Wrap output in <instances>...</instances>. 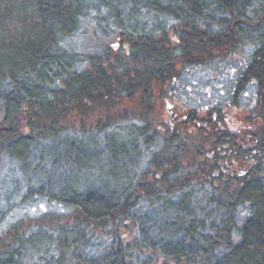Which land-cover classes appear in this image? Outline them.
I'll list each match as a JSON object with an SVG mask.
<instances>
[{"label":"trees","instance_id":"obj_1","mask_svg":"<svg viewBox=\"0 0 264 264\" xmlns=\"http://www.w3.org/2000/svg\"><path fill=\"white\" fill-rule=\"evenodd\" d=\"M249 2L0 0V151L16 160L21 172L35 166L26 179L29 184L35 180L36 187L29 185L30 192L43 193L72 209L71 220L62 214L44 212L0 232V264H137L133 245L117 232V225L128 217L139 225L140 239L134 242L138 251L159 249L177 264L182 259H196L199 264H264V170L261 174L259 159V152H264V137H257L256 153L252 154L257 163L246 174L235 177L236 182L228 184L219 196L211 184L207 205L215 203L217 210L207 212L206 206L193 203L197 195L192 192L202 188L190 180L177 179V186L171 187L176 190L177 201L171 197V188L166 187L165 194L152 192L153 199H158L157 211L166 212L175 221L162 222V218L160 222L156 216L158 220L147 224L145 215H136L137 198L133 200L130 192L124 195V190L132 187L127 182L128 174L125 176L129 164L126 161L131 159L129 153L136 144L130 148L128 142L112 138L105 151H99L96 144L59 139L63 128L58 127L59 120L71 110L88 112L114 96H132L136 91H142L144 96L157 80L177 76V55L187 64L209 60L211 53L228 52L242 37L252 38L254 32L251 59L235 78L234 89L239 91L254 82L256 98L263 106L264 32L257 31H264V26L245 25L251 19L246 14ZM140 6L150 7L177 23L176 47L169 44L166 32L155 38L154 34H135L126 27ZM92 13L100 23L110 18L114 23L111 30L120 32L130 51L113 60L108 54L98 60L96 53L89 57V66L77 69L72 56L64 53L60 44ZM102 62H108V67ZM126 113L116 118L124 121ZM142 118L144 125L138 135L149 147L160 136L151 132L146 113ZM194 118L195 113L189 121ZM211 118L208 112L207 119ZM117 119L106 117L101 121V133ZM216 121L220 122L219 116ZM221 135L213 143L215 147L222 141H231L234 146L232 134L224 131ZM159 141L161 154L164 150L176 154L178 145L184 148L182 138L174 132L162 135ZM215 157L218 160L217 154ZM164 160L170 162L166 157ZM155 161L152 164L161 167V159ZM92 163L98 170L93 180ZM219 164L214 160L213 169H221ZM162 171L167 174V169ZM171 172L179 175L177 163ZM109 173L114 176L106 178ZM241 204L248 207V215L237 226L235 237L234 210ZM100 231L102 238L98 236ZM195 255L198 256L194 258Z\"/></svg>","mask_w":264,"mask_h":264},{"label":"rangeland","instance_id":"obj_2","mask_svg":"<svg viewBox=\"0 0 264 264\" xmlns=\"http://www.w3.org/2000/svg\"><path fill=\"white\" fill-rule=\"evenodd\" d=\"M249 1L246 14L251 19L247 20L245 25L249 27L261 25L262 29L264 0ZM94 17L93 13L89 14L77 30L60 44L61 48H65L64 53L72 56L74 67L77 69L89 66V57L96 53H98L96 56L98 60H104L106 54L109 55L110 60H113L114 57L123 56L130 51L129 43L121 38L120 32L111 30L114 23L110 18H105L106 22L100 23ZM126 27L135 34H154L155 38H159L163 32H166L169 44L177 46L178 37L175 32L178 28L177 23L164 14H157L150 7L140 6ZM254 33L251 35L252 38L242 37L239 43L228 52L211 53L212 58L209 60L187 64L177 55L175 63L177 76H172L163 82L157 80L148 88L144 96L142 91H136L132 96H114L109 102L105 101L103 105L99 104L88 112H78L75 109L69 111L59 120L58 127L63 128L59 139L63 138L83 145L96 144L99 151H105L107 143L112 138L119 142H128L130 148L136 144L134 149L136 154L134 150L130 151L131 159L126 161L129 164L128 171L125 173V176L127 174L129 176L127 182H131L134 188L124 190V195L127 196L130 192L133 200L137 198L134 203L138 208L136 215L138 213L141 217L142 214L145 215L147 224L152 219H159L160 222L162 218L164 219L162 222L175 221L174 217L166 212L157 211L158 199H153L155 194L152 192L158 190L159 194H165L166 187L177 186L179 182L177 179L190 180L194 185L202 188L192 192L197 195L192 199L193 203L197 201L201 206H206L207 212L217 210L215 203L207 205L208 195L212 194L211 184L215 187L213 192L219 196L228 189V184L236 182L235 177L246 174L244 172L257 163L252 156L256 153L254 149L257 137L258 139L264 137V105L261 106L256 98L254 82L245 84L240 87L241 89L239 88L240 90L238 89L239 91L234 89L235 78L251 59L254 49L251 40L254 38ZM102 63L104 67H108V62ZM108 70L111 74L112 70ZM220 110L223 111L221 116ZM123 112H127V117L123 119L124 121H120L116 116ZM172 112L177 113L175 114L177 122L170 116ZM208 112L213 116L212 119H207ZM145 113L148 115L147 121L152 124L151 132L155 131L156 135L160 136V140L162 135L174 132L182 138L184 148L178 145L176 154L166 150L164 154H161L158 149L159 139L150 143L149 147L145 146L143 138L138 135V131H142L141 128L144 125L142 116ZM194 113V120L189 121V117ZM218 116L220 122L216 124ZM106 117L117 120L113 122L110 129L103 130L102 134L99 130L102 127L99 125L101 121L106 120ZM213 123L216 125L214 126ZM224 131L232 134L233 147L230 145L231 141L230 143L222 141L223 144L214 146L217 136H222L221 133ZM133 139L134 142L131 141ZM216 154L219 157L218 160H216ZM259 154L262 174L264 152L260 151ZM165 157L170 161L169 163L165 162ZM158 158L161 159L159 161L161 163L158 162L161 167L152 164ZM214 160L228 164V168L233 169V175L222 173V169H213ZM176 163L177 168L180 169L179 175L170 173ZM93 164L90 167L92 180L98 172ZM34 169L35 166L31 165L28 166L27 172H21L19 163L0 151V232L18 221L37 218L44 212L62 214L71 220L72 209L69 206L55 202L43 193L30 192L29 185L36 187L33 183L35 180L29 184L26 179L29 174H32L30 170ZM163 169H167V174L161 172ZM113 176L114 173H109L106 178ZM231 176L233 178H230ZM171 190V197L177 201L176 190L173 188ZM121 192H123L122 189ZM234 211L233 234L238 237L237 226L248 215V207L241 204ZM138 229L139 225L135 224L132 217L122 220L117 225V232L133 245L132 255L137 264H177L172 258L163 256L159 249L144 248L138 251L134 243L140 239ZM100 233L101 231L98 232V236L102 238ZM197 256L195 255L194 258ZM196 261V259H190V261L182 259L181 262L179 260L180 264H199Z\"/></svg>","mask_w":264,"mask_h":264},{"label":"flooded vegetation","instance_id":"obj_3","mask_svg":"<svg viewBox=\"0 0 264 264\" xmlns=\"http://www.w3.org/2000/svg\"><path fill=\"white\" fill-rule=\"evenodd\" d=\"M175 114H177V113H175V112H172V115H170L171 117H174V121L175 122H177V118H176V115ZM213 117V116H212ZM212 119V118H211ZM211 122H213V121H211ZM173 123V122H172ZM255 139V138H254ZM222 162V161H221ZM234 162H235V160H234ZM220 166H221V169H222V172L223 173H228V174H231V175H233L232 173H233V169H229L228 167V164H224V163H220L219 164ZM244 173H246V171L244 172Z\"/></svg>","mask_w":264,"mask_h":264}]
</instances>
